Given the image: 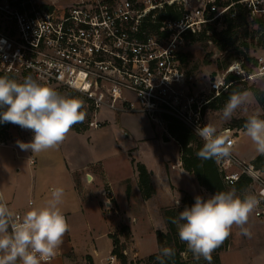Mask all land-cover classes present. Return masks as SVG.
<instances>
[{"label":"rangeland","instance_id":"obj_1","mask_svg":"<svg viewBox=\"0 0 264 264\" xmlns=\"http://www.w3.org/2000/svg\"><path fill=\"white\" fill-rule=\"evenodd\" d=\"M216 1L203 0V3L207 5L208 2ZM37 2L44 3L46 0H37ZM201 2V0H191L190 3L197 8L202 4ZM72 3H74L72 0H68L65 5ZM177 8H183V1H179ZM223 20L224 17L215 26L217 33L222 31ZM205 26H202L199 32H203ZM263 43L264 29L251 28L232 42L224 53L218 52L212 42H193L191 37L188 38V42L184 40L178 53L187 88L199 101L212 100L210 85L216 80L236 75L228 72L238 69L241 65L240 58L249 56L257 60L256 67H254L255 64H251L254 67L251 72L242 68L244 75L239 77L241 82L251 88L246 91L249 93V102L237 109L228 121L222 119L220 103L215 104V109H207L204 114L205 123L214 125L218 133L225 130L232 132L233 137L237 138L232 150L233 155L247 164H252L251 159H256L261 154L255 150V145L245 135V131L234 129L232 122L257 113L262 115L264 112L254 92L256 89L264 92V75H259L261 65L258 61L259 59L264 61V47H260ZM180 57L185 61L182 62ZM12 80L23 82L24 79L13 78ZM52 88L65 97H74L82 101L85 119L72 127L58 148L38 154L30 150H21L17 143L18 141L30 142L33 137L31 130L22 129L12 123H0V187L5 201L23 215L30 207L45 205L51 198V191L62 187L64 196L60 208L66 220L68 219L67 223L69 222L68 239L77 251L83 253L93 250L98 253L95 255V262L105 264L113 247L110 237L118 236L121 226H128L131 234L120 237V242L126 247L129 260L127 264H148V258L157 253L156 233L167 232L162 210L174 212V219L178 217L179 211L186 206L190 207L195 202L188 194L172 188L174 195L166 197V200L162 196H154L149 203L150 212L146 217L143 216V195L141 197V193L135 190L137 177L139 181L137 164H142V159H146L150 152L142 149L140 143L142 129L149 128L153 136L158 132L156 138H161L163 142L171 141V138L161 131H156L147 116L117 114L108 110H100L96 114L91 103L83 96L62 88ZM92 121L99 122L101 127L91 129L89 124ZM153 151L158 157L159 149L154 148ZM175 152L174 145L162 151L163 156L173 159H175ZM97 162L103 163L117 193L119 206L109 192V187L97 186L92 179L89 181H92L91 187L85 194L74 187L70 172L80 164H96ZM94 169L99 170V165L96 164ZM261 173L264 180V172ZM122 179L129 180V184L133 187V194L131 198L128 197L129 204H133L131 212L125 205L126 199L123 195L125 192L120 184ZM98 188L104 193L103 196L108 199L110 206L101 204L103 212L99 203L97 204L101 201ZM138 190L141 192L140 187ZM246 195H253V190L248 188L244 193V196ZM90 198H93L92 201ZM188 198L190 201H187ZM184 199L187 202L182 205ZM177 201H180L179 206ZM112 219L114 227L109 228V222ZM245 227L250 230L251 237L241 235L240 228L233 225L231 235L212 253V264H264V219H255L250 214ZM175 229L179 239L176 224ZM179 241L185 247L182 258L186 264H208L203 258L198 261L194 259L186 244L180 239ZM62 244L61 246L64 247ZM103 258L105 259L102 261ZM67 259L73 264H95L93 257L89 255L76 257L70 253ZM117 264L120 262L118 261Z\"/></svg>","mask_w":264,"mask_h":264},{"label":"built area","instance_id":"obj_2","mask_svg":"<svg viewBox=\"0 0 264 264\" xmlns=\"http://www.w3.org/2000/svg\"><path fill=\"white\" fill-rule=\"evenodd\" d=\"M67 1L0 0V73L75 92L91 103L96 114L100 110L144 114L156 131L169 137L167 119L172 118L196 135L195 128L206 124L204 110L210 100L199 101L189 92L179 49L185 35L220 20L229 8H218L215 2L204 5L203 0L197 8L191 0H181L183 8H177L180 0H72L65 5ZM241 3L253 16L264 15V0ZM170 8L181 11L180 21L168 17ZM258 61L263 76L264 61ZM239 64L228 73L244 75ZM225 79L210 85L212 99L227 91ZM89 126L99 129L101 124L92 121ZM215 161L228 186L242 176L252 181L250 188L259 204L251 215L264 219L262 173L232 151L228 158ZM117 263L111 253L105 260Z\"/></svg>","mask_w":264,"mask_h":264},{"label":"clouds","instance_id":"obj_3","mask_svg":"<svg viewBox=\"0 0 264 264\" xmlns=\"http://www.w3.org/2000/svg\"><path fill=\"white\" fill-rule=\"evenodd\" d=\"M249 102V93H233L225 103L222 119L230 120L237 109ZM82 101L61 95L55 89L41 84L31 77L23 82L0 76V123H12L22 129L31 130L32 140L18 141L21 150L40 153L58 148L72 127L85 119ZM245 135L255 145V150L264 154V119L253 114L244 124ZM203 141L196 153L202 160L218 162L231 155L234 141L230 132L218 133L217 128L206 123L194 130ZM264 195V194H262ZM64 189L54 188L45 205L30 207L22 217L16 215L0 194V264H48L56 256L69 230L60 205ZM180 201H177L179 206ZM259 204L254 195L243 198L234 191L215 192L207 199L196 196L190 207L179 211L173 219L177 225L179 239L197 261L203 258L212 264V253L231 235L233 225L240 234L251 237L245 227L252 211ZM174 249L163 247L161 257H172ZM161 257L160 264H164Z\"/></svg>","mask_w":264,"mask_h":264},{"label":"trees","instance_id":"obj_4","mask_svg":"<svg viewBox=\"0 0 264 264\" xmlns=\"http://www.w3.org/2000/svg\"><path fill=\"white\" fill-rule=\"evenodd\" d=\"M244 0H217L215 2L218 8H229L228 11L223 15L224 20L222 23V31L216 32V25L220 23V20H216L205 26L203 32H198L196 34H187L184 40L188 42V38H193V42H212L215 49L224 53L229 48L230 44L236 41L239 36L247 33L249 29L259 28L264 29V15L256 18L251 15L247 8L241 3ZM211 5L209 6V9ZM168 17L174 21H180L182 18L181 11H175L174 9H168ZM210 19L214 17V14L208 16ZM260 47H264V43L260 44ZM182 62L185 60L180 57ZM242 62V68L247 72H251L252 68L256 67L258 62L249 56L240 58ZM251 64H255L254 67ZM0 76H4L0 73ZM5 77V76H4ZM13 79L11 77H7ZM236 75H229L225 81L228 85L226 92L222 93L219 97L212 99L204 110L215 109V104L220 103V110L223 109L225 103L228 101L229 97L233 93L246 92L251 88L240 81ZM256 98L263 108L264 111V92L258 89L254 90ZM261 119H264V112L260 115ZM247 118L234 120L233 127L237 130L245 131L244 124ZM167 130L172 139H174L180 149H181V164L183 169L190 175L194 176L198 181L199 185L204 188L207 192L213 195L215 192H227L234 191L235 194L241 198L244 197V193L252 185V181L242 176L238 183L233 186H228L225 184L221 173L217 167L215 159L202 160L197 157L196 153L203 147V141L191 133L181 122L168 118L167 119ZM252 165L259 171L264 172V154L257 157ZM137 171L139 174V187L141 193L145 199H152L156 196V189L152 181V173H150L147 168L138 163ZM187 201H190L189 198ZM186 199L182 201V205L186 202ZM166 226L167 232L156 233L157 240V253L151 255L148 258V264H160L161 249L163 247H170L174 249L175 254L172 257H161L164 264H186L184 262L182 255L185 252V247L182 245L177 237V232L175 229V224L173 223L174 212L170 210H162L161 212ZM131 234L130 228L128 226H121L118 236L110 237L113 244V250L111 254L118 258L120 264H127L129 262L127 256L124 255L126 247L120 242L121 236H129Z\"/></svg>","mask_w":264,"mask_h":264},{"label":"crops","instance_id":"obj_5","mask_svg":"<svg viewBox=\"0 0 264 264\" xmlns=\"http://www.w3.org/2000/svg\"><path fill=\"white\" fill-rule=\"evenodd\" d=\"M142 115L145 116L144 114ZM157 134L158 132H156V135ZM156 135L153 136L149 128L148 130L142 129V139L140 141L142 145V149H144L145 152H150L149 155H147L146 159H142V164L147 168V170L150 173H152V181L156 189V196L158 197L162 196L166 200V197L174 195V193L172 192V188L176 189L177 191H182L185 194H188L194 200H195V197L198 195L206 199L209 196H211L209 192H207L204 188H202L199 185L198 181L196 180L194 176L190 175L188 172H186L183 169L182 164H181V149L178 143L172 138H171V141L163 142L161 138L157 139ZM236 141H237V138H236ZM171 145H174L176 149L175 159L167 157V156H163L164 154L162 153L163 149L167 150V148L171 147ZM154 148L159 149L160 151V154L158 157L155 155V152L153 151ZM254 160L255 158H252L251 162H253ZM241 162H244V161H241ZM96 164L99 165L100 167L99 170L94 169ZM96 164H93V163L80 164L79 166H77L75 169H73L70 172L73 178L74 187L79 188L82 194H85L86 192L89 191L91 187L90 183H92V181L97 186L109 187V192L112 194V197H114L117 206H119L120 203L117 199V193L115 191L114 185L110 177L108 176L105 170L103 163L97 162ZM91 179L92 181L89 182ZM128 181L129 180L122 179L120 180V184H121V187H123V190L125 192L123 194L126 199L125 205L127 206V210L131 212L133 211V208H132L133 204H129L128 197L131 198L133 194V187L131 186V184H129ZM136 184H137V188H135V190L141 193L140 190H138L139 189L138 177L136 179ZM99 189L100 188H98V191ZM100 194H101V201L97 202V204L99 203L98 205H100V209L102 211L101 204H104L107 207H110V206H109V202L107 201L108 199L103 196L104 193H102L101 191ZM140 195L142 197V193ZM92 199L90 198L91 201ZM150 201L151 199L148 200L142 197V213L144 214L143 216L145 217L147 216V213H149L151 209L150 204H149ZM144 218H142V220H144ZM109 223H110L109 228L114 227L113 219L112 221L110 220ZM64 239L65 241L62 244L64 245V247L60 245V247L57 249L56 261L54 260L55 262H53L52 264H73L67 259L70 253H73L76 257H82V256L89 255L93 257L94 263L97 264L95 262V255H97L98 253H96L93 250H87L83 253L80 251H77L72 246L70 240L68 239L67 233L65 234ZM112 250H113V247L110 253L112 252ZM60 251L61 253H59ZM104 259L105 258H103L102 261Z\"/></svg>","mask_w":264,"mask_h":264}]
</instances>
